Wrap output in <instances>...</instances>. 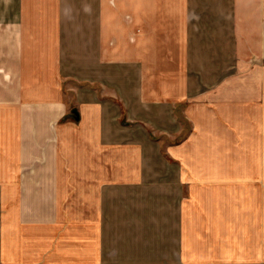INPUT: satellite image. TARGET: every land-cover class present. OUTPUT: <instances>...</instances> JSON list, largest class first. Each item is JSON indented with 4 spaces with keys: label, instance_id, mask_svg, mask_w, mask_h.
<instances>
[{
    "label": "crops",
    "instance_id": "obj_1",
    "mask_svg": "<svg viewBox=\"0 0 264 264\" xmlns=\"http://www.w3.org/2000/svg\"><path fill=\"white\" fill-rule=\"evenodd\" d=\"M231 2L232 13L226 0H0V264L81 259L65 238L114 235L110 220L146 214L131 198L159 205L145 234L174 219L182 250L207 251L195 245L210 233L184 207L212 172L194 162L195 134L264 102V0ZM228 27L229 53L221 31L206 32ZM183 118L191 134L178 142Z\"/></svg>",
    "mask_w": 264,
    "mask_h": 264
},
{
    "label": "rangeland",
    "instance_id": "obj_2",
    "mask_svg": "<svg viewBox=\"0 0 264 264\" xmlns=\"http://www.w3.org/2000/svg\"><path fill=\"white\" fill-rule=\"evenodd\" d=\"M231 3V0H226L228 13L233 12ZM196 30L198 29H194ZM220 31L227 37V53L233 51L237 44L234 43L230 27L221 30L206 28L209 36H218ZM51 46L53 55L57 45L53 42ZM51 62L53 64V61ZM36 68L41 72V61L38 62ZM246 97L243 99L245 100ZM239 112L237 117H232V127L203 123L200 127L198 126L200 132L195 134L194 148L196 147L195 150L199 157L194 159V162L200 169L202 164L210 165L212 172L201 171L203 179H196L189 188V196L192 194L194 197L193 202L184 207L185 210L190 211L193 206L195 226L207 228V233H210L211 237L198 236L200 243L195 245L207 251L194 253L185 250L190 246L182 244L181 235L176 236L174 219L164 220V226L169 228L164 230L166 234L163 236L145 234L150 226L144 228V225L155 221L154 208L158 209L159 205L147 203L144 209L143 204H133V198H131L130 206L133 208L135 205L132 210H137L140 206L141 210H146V216L142 215L136 220H110L111 224L107 227L112 229L109 231L114 232V235L67 236L66 240L74 242L75 238L76 242L83 244L84 251L79 253L82 256L81 259L72 258L61 264H155L154 262H158L157 264L170 262L197 264L201 261L214 260L218 262L217 264H239L236 261H264V102L250 107V110ZM204 113L206 116L207 110ZM198 117L201 116L198 115ZM184 118L186 130L180 138L176 139L178 142L188 138L191 134V123ZM251 165L254 169L253 176L248 175ZM116 200H118L117 197H115ZM115 201L114 212L122 211L123 200ZM130 201H127L125 208L129 207L127 204ZM170 215L175 217L174 210L170 212ZM150 217L153 219H146ZM122 221L130 224L128 230L123 229ZM87 222L90 223V221ZM99 224L102 225V221H99ZM142 231L143 234H141ZM192 238L194 237L190 239L184 237L183 243L188 240L191 242ZM202 239H207V243L205 244ZM96 240L99 249L103 251H90V245H96L94 242ZM157 242H162L164 248L165 245L167 247L175 245L177 250L164 249L161 252L157 250L159 248L155 245ZM226 242L231 243L232 246L227 245ZM182 248L185 249L182 250ZM105 249L107 252L104 251ZM171 256L176 262L172 261Z\"/></svg>",
    "mask_w": 264,
    "mask_h": 264
},
{
    "label": "water",
    "instance_id": "obj_3",
    "mask_svg": "<svg viewBox=\"0 0 264 264\" xmlns=\"http://www.w3.org/2000/svg\"><path fill=\"white\" fill-rule=\"evenodd\" d=\"M72 112H73L72 114H73L75 117H78V111H77L76 109H73Z\"/></svg>",
    "mask_w": 264,
    "mask_h": 264
}]
</instances>
